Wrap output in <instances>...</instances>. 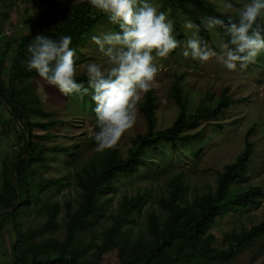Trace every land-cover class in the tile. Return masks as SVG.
I'll use <instances>...</instances> for the list:
<instances>
[{"label":"rangeland","instance_id":"rangeland-1","mask_svg":"<svg viewBox=\"0 0 264 264\" xmlns=\"http://www.w3.org/2000/svg\"><path fill=\"white\" fill-rule=\"evenodd\" d=\"M82 1L84 0H0V80L6 87L11 84V67L18 51L26 42V37L35 33L34 37L42 34L53 38L57 27L72 6ZM149 2L153 3L158 11L168 14L174 24V35L181 42L186 41L190 33L186 32L183 24L185 21L194 22L192 9L182 6L173 13L163 0ZM209 2L220 12L233 15L251 0ZM229 3L231 8L226 7ZM200 18L204 19L201 14ZM118 31L119 28L111 24L106 16L79 43L75 50L78 82L87 85L85 69L88 63L108 66L106 58L92 37ZM210 35L208 43L213 47L221 39L226 41L218 29L211 31ZM32 42L33 40L30 43ZM182 51V47L178 48L168 58L156 60L160 70L153 86L157 96L155 131L171 127L180 113V105L173 94L176 80L182 88L181 96L187 104L189 114L200 107L215 105L223 90H227V95L233 102L216 119H201L195 125L186 127L185 133L191 134L202 129L198 140H180L175 147L172 143L162 140L157 149L145 150L142 153L145 163L140 166V170L134 175H120L114 186L100 195L99 201L104 205V211L79 230L78 238L83 251L79 264H121L118 247L100 251L97 244L101 243L104 231L112 224L113 216L118 213L124 196L138 193L147 196L142 209L134 212L133 220L126 225L129 229L130 252L140 238L151 237L148 230V215L151 211H156L161 220L166 217L167 211L162 208L160 199L169 195L170 181L175 175H183L188 185L189 200L215 190L219 172L223 171L226 164L235 161L244 149L247 137L254 144L253 152L247 177L239 181L236 188L241 190L249 185L264 187V53L246 69L241 70L238 66L235 71H229L214 59L201 63L184 57ZM28 56L26 49L24 57ZM21 71H28L25 63ZM29 82L32 85L31 92L41 101V112L28 111L30 119L35 122L55 123L47 128L35 127L33 137L26 133L22 121L0 97V172L5 167L13 169L26 139H30V144L35 141L40 145L37 149L43 159L33 162L34 179L42 184L58 181L45 185L40 196L43 201L60 203L57 224L46 230L40 239L54 237L63 240L66 235L67 203L75 209L82 194L77 176L86 166L100 167L108 150L102 153L96 151L94 135L98 128L93 111L95 105L90 97H85L83 101L66 97L56 87L48 85L39 75L14 79L18 89ZM147 127L145 115L139 109L136 126L125 133L118 143L119 153L123 158L128 156L133 146V138L146 132ZM260 202L259 205H249L219 217L210 229L216 237L213 246L227 248L226 238L229 233L233 230L249 229L258 224L264 216V195L260 197ZM41 205L42 201L38 204L32 203L31 207L24 208L16 216L19 230L39 227L47 221V215L39 212ZM16 237V225L13 220H9L0 235V264H10L12 244ZM262 263L264 234L232 259L215 261L213 264Z\"/></svg>","mask_w":264,"mask_h":264},{"label":"trees","instance_id":"trees-1","mask_svg":"<svg viewBox=\"0 0 264 264\" xmlns=\"http://www.w3.org/2000/svg\"><path fill=\"white\" fill-rule=\"evenodd\" d=\"M174 13L178 7L187 6L193 13L194 22L200 25V35L209 42L210 32L204 28L200 14L220 17L227 20L229 16L236 18L237 14L227 15L215 8L209 0H163ZM105 14L93 9L88 0L78 2L72 6L67 16L57 27L53 39L59 40L65 35L72 37L70 47L76 48L84 37L92 32ZM118 27V25H115ZM119 28V27H118ZM224 39L230 37L219 29ZM35 34V33H34ZM34 34L26 37V42L21 46L15 56L11 67L12 78L10 86L6 87L0 80V97L10 107L13 114L23 123L26 133L35 136V127L47 128L55 122H35L29 117L28 111L41 112V101L31 92L30 82L18 89L14 84L15 78H31L38 75L35 70L21 71L23 63L28 58L24 57L29 43ZM174 98L180 105V113L172 126L155 131L157 96L152 88L139 105L140 111L147 120V130L133 138V146L126 158L119 153V147L108 150L101 162V166L84 168L78 174V185L82 189L78 206L72 209L69 203L65 211L66 235L63 240L54 237L41 238L44 232L57 224L60 212V203L43 201L40 193L45 185L58 183V181L45 182L34 179L33 162L40 161V146L28 140L24 142L18 154L17 162L13 169L5 167L0 172V235L5 224L13 220L17 229L16 240L12 244L10 264H79L83 251L79 242V230L93 217L104 211V205L99 201L102 193L114 186L120 175H134L145 163L142 153L147 149H157L160 141H168L175 147L177 142H193L202 135V129L195 133H185L186 127L195 125L201 119H216L231 105L233 100L223 90L220 99L212 107H200L189 114L187 104L183 100L182 88L179 81L174 83ZM189 115H188V114ZM219 125V124H217ZM24 131V132H25ZM249 130L248 135H250ZM254 144L248 137L244 149L238 154L234 162L225 165L219 172L215 190L196 196L189 200L187 196L188 185L182 174L175 175L170 181V190L167 197L160 199V204L167 211L166 217L161 220L156 211L148 215V230L150 238H140L136 246L129 252V229L126 225L133 220V213L140 211L146 200V194L124 196L118 213L113 216L112 224L104 231L101 243L97 244L100 251H107L114 247L120 249L121 264H213L215 261L232 259L238 252L248 247L264 234L263 219L249 229L233 230L226 240L227 248L213 246L216 237L210 232L216 220L226 212L236 211L249 205H259L260 197L264 195L261 185H249L243 189L236 188L239 181L247 177L248 164L253 152ZM39 212L47 215V221L35 228L19 230L16 216L31 207L32 203H40ZM96 264V263H94ZM264 264V263H262Z\"/></svg>","mask_w":264,"mask_h":264},{"label":"clouds","instance_id":"clouds-1","mask_svg":"<svg viewBox=\"0 0 264 264\" xmlns=\"http://www.w3.org/2000/svg\"><path fill=\"white\" fill-rule=\"evenodd\" d=\"M96 11L118 25V32L93 36V42L106 58V64L90 62L86 66L87 85L77 81L76 51L72 37L59 40L35 35L27 47L28 71L36 73L48 85L66 97L83 101L90 97L96 117V151L118 146L121 138L133 129L139 117V105L152 90L159 67L157 58H168L178 48L184 57L201 63L215 60L229 71L244 70L264 53V0H251L227 20L208 16L202 20L208 31L222 29L230 39L211 46L201 35L200 25L185 21L190 36L181 42L174 35L168 14L158 11L149 0H88ZM226 7L231 8L229 3Z\"/></svg>","mask_w":264,"mask_h":264},{"label":"water","instance_id":"water-1","mask_svg":"<svg viewBox=\"0 0 264 264\" xmlns=\"http://www.w3.org/2000/svg\"><path fill=\"white\" fill-rule=\"evenodd\" d=\"M29 147H30V139H29V141H28V146H27V148H26V152H25V154L28 153Z\"/></svg>","mask_w":264,"mask_h":264}]
</instances>
